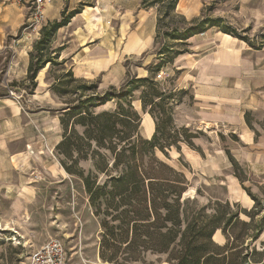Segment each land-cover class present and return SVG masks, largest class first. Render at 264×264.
<instances>
[{
	"label": "rangeland",
	"instance_id": "1",
	"mask_svg": "<svg viewBox=\"0 0 264 264\" xmlns=\"http://www.w3.org/2000/svg\"><path fill=\"white\" fill-rule=\"evenodd\" d=\"M61 1H64V5L57 18L48 17L37 34L36 30L28 24V10L23 5L13 0H0V98H10L9 90L11 89L22 95L18 101L20 106L25 104L30 107V110L36 107V102L34 104L30 102V99L34 98L33 94L37 92L36 87L28 79L16 80L13 77L18 76L21 71L22 54L28 51L30 58L37 57L39 52L35 49L36 42L42 37L45 27H50L54 21L60 20L63 13L70 14L77 11L76 14L83 17L86 21L83 28L86 33L92 34L89 37L91 41H94L92 44L100 42L95 38L98 37L96 30L103 36L106 27L111 29L117 26L115 19L118 17L114 20L103 17L102 11L107 8L105 5L97 7L96 0ZM175 13L183 16L187 21L197 17L217 20V25L207 26L205 31L197 33L201 35L200 38L213 39V46L209 47V50L221 52L227 50L230 53L236 51L239 54L240 64L247 58L251 61L248 67L240 66L242 67L241 75L230 83H237L232 90L237 103L233 122H216L213 125L201 123L196 117L194 88L186 84L185 80H179V77L187 75L183 73L185 69L179 64L187 62H181L180 58L176 59L181 53H184L183 55H186L187 51L190 53L189 38L178 40L167 37L166 41L161 38L159 46L166 43L170 49L184 51L163 65L154 75L157 89L164 92L166 97L160 100L148 95V98H153L159 103V106L155 108L159 117L156 120L159 122V141L172 143L179 140L180 149L173 145L167 150L168 155L159 149L156 153L158 157L183 171L188 178L189 188L184 194L185 197H196L201 204L207 203L210 199L230 201L235 205L234 210L240 209V219L243 221L250 222V214H254L251 229L256 228L264 217V103L260 102V98H256L258 95L263 97L264 94V42L261 36L264 34V0H179ZM155 17L157 20V14ZM107 20L110 21L109 24H106ZM223 27L233 30L236 35L223 31ZM71 37L72 32L69 31L68 24L52 34L43 55L56 58L53 63L47 64L46 72H42V82L45 80L46 84H52L56 77L71 69V60L61 58V51L58 50L67 44ZM240 37H246L248 41ZM155 48L152 43L145 55H131L120 60L125 72L119 71V65H114L112 70H107L103 74L93 77L88 73L87 78L79 79L96 81L97 90L102 91L111 85L120 86L127 80L129 73L136 74L137 77L146 76L148 75L147 66L152 65L156 56L153 54ZM257 48L259 50H255ZM205 50L199 55L205 54ZM117 52V49L110 51L111 55ZM63 59L65 61L62 63ZM158 74H162V77L158 78ZM74 78L77 77L74 76ZM75 85H77L75 82H71L67 88L73 90ZM243 85H247L248 89L241 90ZM143 89L144 86L135 89L131 101L134 109L141 115L140 132L146 137L145 130L150 131L149 123L154 118L151 119L148 113L149 107L146 110L142 107L140 97ZM74 92L79 93L78 90ZM75 93L59 96L53 92L47 101L50 105L46 107L49 108L46 109L49 110L47 115L60 118L61 108L66 101L77 97ZM251 94L254 96L253 99ZM240 96H242L241 99ZM35 97L41 98L40 95ZM252 104L256 105L250 106ZM115 106L116 102L111 101L97 108V111L113 109ZM246 112L249 113L253 128L246 122ZM156 121H153L155 130ZM61 127L63 129L62 125ZM78 131L82 132L83 127L79 126ZM190 135L197 137H190ZM42 151V154H34L36 160L32 158V164L25 159L26 156H22L23 162L20 163L18 159L15 162L16 166L23 165L22 167L28 173V180L32 182L29 185L37 186V192L31 195L32 203L27 207L26 217L22 219L23 224L14 226L10 224L11 218L2 216L8 201L0 195V264H28L31 248L19 240H10L9 237L16 234L12 226L19 230L20 234L36 231L42 233L45 235L44 241L49 236L60 238L67 247V264H102L104 261L97 256L102 227L99 218L94 214L83 181L72 174L65 179L58 178L54 165L58 164L61 170L62 155L56 148L53 150L45 147ZM79 167L88 173L94 170L93 160L81 159ZM100 176L102 177L103 173L100 172ZM26 218L29 219L25 222ZM214 239L219 243L226 241L221 229L217 231ZM254 246L258 251H264V231L258 240L251 242V247ZM252 252L253 250L249 251L247 260H251V264H257L254 261L259 260L261 256L254 255ZM145 261V263L131 262L129 264H172L166 261L165 255L152 253L147 254Z\"/></svg>",
	"mask_w": 264,
	"mask_h": 264
},
{
	"label": "trees",
	"instance_id": "2",
	"mask_svg": "<svg viewBox=\"0 0 264 264\" xmlns=\"http://www.w3.org/2000/svg\"><path fill=\"white\" fill-rule=\"evenodd\" d=\"M178 2H141L146 8L158 6L153 52L156 56L152 65L147 66L148 75L137 77L129 73L120 86L111 85L102 91L97 90L96 81L74 78L71 69L55 78L51 87L59 96L79 91L75 93L76 98L66 101L61 108L64 133L56 149L63 157L64 169L83 181L94 214L100 220L99 256L104 262L145 263L147 254L152 253L165 255L166 261L172 264H251L247 256L253 250L252 254L261 256L254 262L264 264V251L251 247V242L258 240L264 231V217L258 227L251 229L254 214H250V222L243 221L240 209L234 210L235 205L230 201L210 199L201 204L196 197H185L188 178L156 153L159 149L168 155L169 148L176 145L180 149V145L179 140L169 143L158 139L159 122L156 120L159 117L155 108L159 103L153 98L163 100L166 94L157 89L154 75L184 51L170 49L166 43L159 46V40L166 41L167 37L186 40L218 23L209 17L185 20L175 13ZM76 13H63L60 20L45 27L36 42L39 54L31 56L28 68V80L33 86L37 84L40 70L56 58L44 57L47 42L54 31L67 25ZM222 30L236 35L228 27ZM261 36L264 42V34ZM240 38L248 41L246 37ZM71 82L77 84L73 90L67 88ZM139 86H144L140 97L142 107L145 110L149 107L148 112L156 121L151 138L141 134V115L131 101L133 91ZM148 95L153 98L149 99ZM111 101L116 102L115 108L97 111ZM245 118L253 128L248 112ZM79 126L83 127L82 132L78 131ZM81 159H92L94 170L85 173L79 167ZM219 229L225 235L224 243L214 239Z\"/></svg>",
	"mask_w": 264,
	"mask_h": 264
},
{
	"label": "crops",
	"instance_id": "3",
	"mask_svg": "<svg viewBox=\"0 0 264 264\" xmlns=\"http://www.w3.org/2000/svg\"><path fill=\"white\" fill-rule=\"evenodd\" d=\"M141 2L142 0H96L97 7L105 5L107 8L102 11L103 17L111 20L118 17L115 19L117 26L111 29L106 27L103 36L96 30L98 37L95 38L100 41L99 43L92 44L94 41L89 39L92 34L86 33L83 28L86 21L82 16L75 14L71 18L68 29L72 32V37L63 46L60 55L61 58L71 60V70L74 76L87 78L90 73L95 77L107 70H112L114 65H119V71L125 72L120 60L131 55L147 53L149 46L154 44L157 26L155 16L157 14L158 19V8L154 6L142 7ZM63 5L64 1L50 0L46 6L47 18H57ZM24 8L27 9L25 6ZM109 23L110 21L107 20L106 24ZM199 36L201 35L195 34L188 39L191 44L190 53L187 51L186 55L181 53L176 57V59L180 58L181 62H187L179 64L185 69L183 73H187L185 77H179V80H185L186 84L194 88L196 117L201 123L212 125L216 122L231 123L235 119L237 105L232 90L237 86V83H230L241 75L242 67L240 66L248 67L251 59L247 58L240 64L238 62L239 54L236 51L230 53L227 50L224 52L209 50V47L213 46V39L210 37L200 38ZM110 49H117V54L111 55ZM204 50L205 54L200 56L199 53ZM27 52L21 56V71H18V76L13 77L16 80L28 79L31 58ZM252 60L255 62L253 58ZM93 66L95 68H92ZM43 71L46 72L45 68L40 70L36 78L35 89L38 94L36 92L33 94L34 98L30 99L33 104L36 102V107L32 110L25 104L20 106L11 97L0 98V195L8 201V206L3 209L2 216L11 218L10 224L14 226L23 224L22 219L26 217L27 207L32 203L31 195L37 192L35 184L29 185L32 182L28 180L29 176L22 167L23 165H15L16 159L21 163L24 161L21 160L22 156H26L25 159L31 163L32 158L36 160L34 154H42L45 147L54 150L63 139L60 118L47 115L49 110L46 109L49 108L46 107H50L47 101L52 96L53 90L52 84H46L45 80L41 81ZM242 89H248L247 85L241 86ZM37 95H40L41 98L35 97ZM253 98L254 96L251 94V99ZM256 98H260V102L264 103V94L263 97L258 95ZM153 121L149 123L150 131L146 132L145 130V136L148 138H151L155 132ZM54 166L58 178L65 179L66 176H69L63 166H61L62 171L58 164ZM52 176H54L53 173ZM28 219L26 218L24 221L26 222ZM11 228L16 234L9 237L10 240L15 239L28 244L31 252L37 249L45 239V235L37 231L20 234L19 230L13 226ZM97 256L99 259V254Z\"/></svg>",
	"mask_w": 264,
	"mask_h": 264
},
{
	"label": "built area",
	"instance_id": "4",
	"mask_svg": "<svg viewBox=\"0 0 264 264\" xmlns=\"http://www.w3.org/2000/svg\"><path fill=\"white\" fill-rule=\"evenodd\" d=\"M25 6L28 10V24L39 34V29L46 22V6L50 0H13ZM162 74H158L161 78ZM9 95L15 101L22 97L14 90H9ZM15 240V239H14ZM68 252L64 242L58 238L48 237L37 249L29 255L28 264H67Z\"/></svg>",
	"mask_w": 264,
	"mask_h": 264
},
{
	"label": "bare ground",
	"instance_id": "5",
	"mask_svg": "<svg viewBox=\"0 0 264 264\" xmlns=\"http://www.w3.org/2000/svg\"><path fill=\"white\" fill-rule=\"evenodd\" d=\"M97 18V17H96ZM100 20V19H99ZM208 126V125H207ZM193 189V188H192ZM196 189V188H195ZM191 191V190H190ZM188 191H186L185 193H187ZM194 192V190H193ZM192 194V193H191ZM190 195V194H189ZM102 264H109L108 262H103Z\"/></svg>",
	"mask_w": 264,
	"mask_h": 264
}]
</instances>
